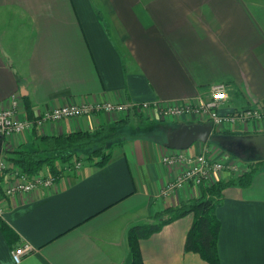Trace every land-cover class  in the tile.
<instances>
[{"label":"crops","instance_id":"obj_1","mask_svg":"<svg viewBox=\"0 0 264 264\" xmlns=\"http://www.w3.org/2000/svg\"><path fill=\"white\" fill-rule=\"evenodd\" d=\"M215 83L226 84L221 113L264 99V0H0V109L12 94L20 97L19 116L28 117L86 97L173 102ZM126 117L130 122L133 113L64 118L21 136L0 135V146L8 153L29 147L36 135L92 130ZM148 120L151 132L115 145L104 164L84 160L55 189L11 197L0 217V264H125L132 225L240 174L223 169L209 175L207 186L155 196L186 167L161 161L171 149L164 145L169 131L195 120ZM211 133L220 139L196 141L188 152L245 168L227 141L264 133V117ZM214 214L219 263L264 264V169L247 186L223 188ZM192 218L185 214L139 239L143 264H209L184 249ZM25 243L31 250L14 262L11 250Z\"/></svg>","mask_w":264,"mask_h":264},{"label":"built area","instance_id":"obj_2","mask_svg":"<svg viewBox=\"0 0 264 264\" xmlns=\"http://www.w3.org/2000/svg\"><path fill=\"white\" fill-rule=\"evenodd\" d=\"M227 97L226 84L209 85L205 93H198L191 98L178 101L152 100L134 103L131 101H112L108 99L82 98L78 102H70L45 110L41 114L28 117L19 116L20 97L12 94L9 105L0 109V135L2 138L21 136L32 127H43L47 123L64 118H75L94 112H117L127 115L137 111L149 119L179 121L193 119L195 122L209 121L213 129H219L223 124L245 123L264 117V99L231 111L221 113L220 106ZM82 155L77 160L62 163L59 174L48 170H38L27 173L14 166L1 147L0 151V217L10 204V199L19 193H28L36 189L53 190L57 187L60 176L65 173H77L84 162ZM164 164L184 163L186 167L179 175L167 182L155 196H166L183 187L201 188L209 185V175L223 169L234 173H242L243 163L222 162L211 158L204 151L189 153L185 149H169L161 156ZM31 250L28 243L11 250L14 262H19L22 256Z\"/></svg>","mask_w":264,"mask_h":264},{"label":"trees","instance_id":"obj_3","mask_svg":"<svg viewBox=\"0 0 264 264\" xmlns=\"http://www.w3.org/2000/svg\"><path fill=\"white\" fill-rule=\"evenodd\" d=\"M23 103L27 114L31 115L30 103L26 96H23ZM133 118L138 122L131 128L132 131L129 132L131 134L126 137L120 129L129 127L128 117L113 123L100 124L92 130L36 135L29 147L20 144L9 150L7 157L14 166L27 173H35L46 165L50 173L59 174L62 171V163L77 160L79 155L85 160L94 161L96 165H102L108 160L115 145L127 137L151 132L148 128L152 120H148L137 111L133 112ZM244 147L243 150L239 148L236 152L231 151L244 161L245 168L242 173L226 180H216L205 187L199 196L166 207L153 215L148 222L132 225L126 235L128 250L125 264H143L139 239L151 235L164 224L188 213H191L193 218L185 237L184 249L198 253L209 264H220L217 254L219 222L214 210L221 201L222 189L231 184L247 186L252 182L256 172L264 169V158L252 147ZM0 226L6 227L1 218Z\"/></svg>","mask_w":264,"mask_h":264},{"label":"water","instance_id":"obj_4","mask_svg":"<svg viewBox=\"0 0 264 264\" xmlns=\"http://www.w3.org/2000/svg\"><path fill=\"white\" fill-rule=\"evenodd\" d=\"M211 132L212 124L209 121L183 123L169 131L164 145L172 149H187L196 141L220 139ZM233 141H236L237 146L232 147V151L236 152L238 148L243 150L244 146H248L264 158V133L235 135ZM228 148L230 147L228 146Z\"/></svg>","mask_w":264,"mask_h":264},{"label":"rangeland","instance_id":"obj_5","mask_svg":"<svg viewBox=\"0 0 264 264\" xmlns=\"http://www.w3.org/2000/svg\"><path fill=\"white\" fill-rule=\"evenodd\" d=\"M135 121V122H134ZM138 121L135 119V118H132L131 120H130V123H129V127L127 126V127H123V128H121L120 129V131H122L123 133H124V137H126V136H128V135H130L131 133H129L130 131H132L131 130V128L132 127H134L135 126V124L137 123ZM191 147H192V145H190L187 149H185L186 151H189L190 149H191ZM245 148V147H244ZM231 150H232V147H231ZM242 150V149H241ZM43 168V169H42ZM42 170H44L45 168H47V166L46 165H43L42 166Z\"/></svg>","mask_w":264,"mask_h":264},{"label":"flooded vegetation","instance_id":"obj_6","mask_svg":"<svg viewBox=\"0 0 264 264\" xmlns=\"http://www.w3.org/2000/svg\"><path fill=\"white\" fill-rule=\"evenodd\" d=\"M227 144L230 145L231 147H236L237 146L236 145V141H233V140L227 141Z\"/></svg>","mask_w":264,"mask_h":264}]
</instances>
